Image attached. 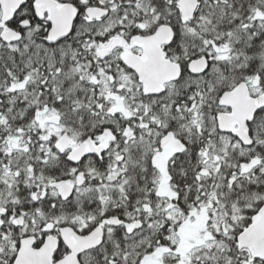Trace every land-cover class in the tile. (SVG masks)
I'll use <instances>...</instances> for the list:
<instances>
[{
    "label": "snow or ice",
    "instance_id": "snow-or-ice-1",
    "mask_svg": "<svg viewBox=\"0 0 264 264\" xmlns=\"http://www.w3.org/2000/svg\"><path fill=\"white\" fill-rule=\"evenodd\" d=\"M0 264H264V0H0Z\"/></svg>",
    "mask_w": 264,
    "mask_h": 264
}]
</instances>
